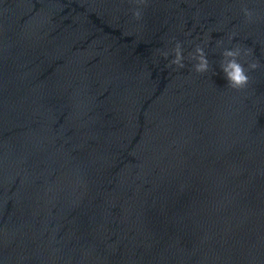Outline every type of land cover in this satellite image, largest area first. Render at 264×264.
I'll return each instance as SVG.
<instances>
[{
	"label": "water",
	"instance_id": "95a60500",
	"mask_svg": "<svg viewBox=\"0 0 264 264\" xmlns=\"http://www.w3.org/2000/svg\"><path fill=\"white\" fill-rule=\"evenodd\" d=\"M134 8L0 0V264H264V0Z\"/></svg>",
	"mask_w": 264,
	"mask_h": 264
},
{
	"label": "clouds",
	"instance_id": "9594fccd",
	"mask_svg": "<svg viewBox=\"0 0 264 264\" xmlns=\"http://www.w3.org/2000/svg\"><path fill=\"white\" fill-rule=\"evenodd\" d=\"M136 5V8L132 11V17L135 21H142L144 18V9L148 5V0H132ZM243 14L248 22L253 21L254 12L247 7L242 9ZM231 40V38H230ZM207 43V41L205 42ZM223 45V41H218V47ZM174 59H172L167 65L169 68L175 66V70H180L185 68V57L183 54V45L180 42L175 43L174 49ZM168 51H162L160 54L164 59H168L170 54ZM252 55L251 49H246L237 45L233 49H225L222 52V60L220 61V69L224 74V78L227 81V87L233 91L240 92L247 88L250 82L249 72H254L261 68L258 61L249 63L245 58ZM188 59L190 62H195L193 64V70L200 75H203L210 70V62L207 58L204 46L197 45L194 52L189 53ZM244 60V63H241ZM247 63L248 67L245 68L244 64Z\"/></svg>",
	"mask_w": 264,
	"mask_h": 264
}]
</instances>
